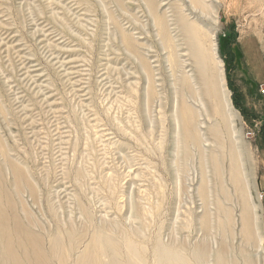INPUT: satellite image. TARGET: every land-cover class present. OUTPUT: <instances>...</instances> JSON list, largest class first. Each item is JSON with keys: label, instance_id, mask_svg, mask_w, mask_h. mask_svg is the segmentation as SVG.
Here are the masks:
<instances>
[{"label": "rangeland", "instance_id": "rangeland-1", "mask_svg": "<svg viewBox=\"0 0 264 264\" xmlns=\"http://www.w3.org/2000/svg\"><path fill=\"white\" fill-rule=\"evenodd\" d=\"M158 2L0 0L1 177L16 190L13 166L23 170L21 204L46 227H55L53 209L65 228L92 221L123 231L134 264H156L157 242L184 244L193 264L194 247L207 245L204 264H217L224 243L230 264H264V0ZM166 13L170 43L157 23ZM186 20L215 43L221 107ZM182 98L197 112L200 145L184 144ZM230 143L244 196L228 175ZM244 200L261 246L243 235Z\"/></svg>", "mask_w": 264, "mask_h": 264}, {"label": "bare ground", "instance_id": "bare-ground-1", "mask_svg": "<svg viewBox=\"0 0 264 264\" xmlns=\"http://www.w3.org/2000/svg\"><path fill=\"white\" fill-rule=\"evenodd\" d=\"M146 1L151 6L159 5V0ZM195 1L206 6L202 3L203 0ZM167 16V13L163 16H157L161 17L157 18V23L159 24L163 38L170 43L173 41L169 39L170 36H167L170 33L169 25L166 26L168 23ZM184 24L185 28L188 30L190 43L195 51L199 70L202 72L203 78L209 82L210 89L208 92L216 104L221 107L220 104H222L223 98L226 96L224 89L220 86L222 68L220 61H217L214 56L216 53L214 52L216 49L214 46L215 43L212 42V44H210L204 41L205 36H202L200 28H197L198 26H195L193 21L190 22L186 20L183 26ZM209 44L210 46H208ZM144 61L147 62L146 59ZM147 66H150V64ZM184 79L182 81L184 83L183 85L189 88V82L187 79ZM151 85L152 87L154 86L153 83ZM152 87L151 90L154 91ZM153 93L154 92L150 94ZM225 99L226 98H224V101ZM178 101L175 108L178 111L177 121L182 125L184 144L185 146H187V143L195 146L200 145V138L197 132V112H195L193 107H189L183 98ZM219 113L221 116H224L225 110L224 114L221 111ZM222 120L225 122V126H227L226 115ZM229 147L228 163L231 164L229 168L230 173L228 175H230L231 180L234 181L240 189H238L239 192L244 196L245 187L242 186V182L247 176L245 177V169H243L244 167L242 168L240 150L231 143ZM214 162L216 163V169L220 172L219 160H214ZM13 169L16 190H12V188H9L4 183L0 171V264H134L132 258L138 256L137 251L133 249L128 251V241L123 234L124 232L116 230L114 232L113 229L108 230V224H100V226L96 227L93 225V222L90 221L91 223H89L87 227H83L84 224L76 226L68 223L66 229L63 220L56 214L57 211L54 212L53 209H50L52 214L54 213L53 215L57 217L55 219V227L51 228V226H44L40 219L33 217V215L21 204L23 201L20 200V195L21 191H23L22 189L26 187V175H24L23 170L17 166H13ZM26 189H29L33 199L36 198L33 188L28 187ZM243 205V216H241L243 222V235L249 240H258L261 246L263 237L260 225L258 224V218L256 219V217L253 216L251 212L252 208H250L247 201L244 200ZM222 212L224 213L223 209ZM201 219L202 223L208 226L210 219L207 218V213ZM228 222H231L230 217L228 218ZM75 226L77 228H75ZM88 228L91 230L90 235H88ZM66 234H68V238L71 239V246L68 249V253L65 252L63 243V237H66ZM86 235L89 236V241L82 249L81 243ZM224 244L220 246L219 252H217V264H230L226 257L228 254L226 253L227 249H225L226 247L228 248V246ZM179 246H165L157 242L153 254L156 264H193V262L190 261V257L186 255L185 245L180 243ZM192 254L195 259L193 260L196 261L195 263L200 261L204 264V262H207L209 247L205 244L194 247Z\"/></svg>", "mask_w": 264, "mask_h": 264}]
</instances>
